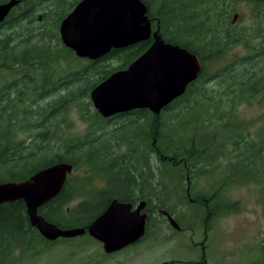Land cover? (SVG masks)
Returning a JSON list of instances; mask_svg holds the SVG:
<instances>
[{
	"label": "trees",
	"instance_id": "obj_1",
	"mask_svg": "<svg viewBox=\"0 0 264 264\" xmlns=\"http://www.w3.org/2000/svg\"><path fill=\"white\" fill-rule=\"evenodd\" d=\"M29 1L31 4L16 5L6 17L7 33L3 37L0 35V55L6 49L8 52L6 64L11 70L23 67L25 74L28 72L32 75L38 72L40 82L38 99L27 96L25 88L30 89L29 92L32 93V88L36 86L31 83L30 88L24 80V94L20 95L16 102L8 103L6 108V127L3 117L5 115L0 104V130L5 129V132L0 133V181L26 179L41 167L55 162H69L79 166L77 159L71 158L66 151V154L55 153L50 160L40 166L31 164L33 159L38 157L39 150L46 149L50 142L52 137L50 121L53 115L65 110L78 94L85 92L89 97L90 90L97 83L113 71L124 68L152 41L150 37L124 48L111 49L101 58L87 61L86 65L80 69L62 72L56 64L75 54L61 43L57 30L61 19L79 0H47V3L39 5ZM142 1L147 7V15L152 27L159 28L165 41L178 44L194 53L201 66L196 79L187 85L179 100L167 104L160 115H151V134L150 140L147 138L146 145L151 148L153 160L158 162L156 170L160 174V179L157 183H162L163 175L171 174L165 169L168 165L182 172L178 179L186 181L188 185L198 173L206 172L214 166L219 155L226 156L224 150L214 148L220 147L221 141L223 145L225 143V146L230 145L229 154L233 163L247 161L250 156L247 158L246 153L250 148L255 149V156L264 161V127L261 135L253 139H250L249 133L245 131L243 121L239 123L236 121V126L228 128V121L233 124L236 119L234 109L239 102L250 101L253 97L264 98V27L256 25L255 28H248L247 31L231 28L232 26L227 23V14L230 13L229 2L233 0L229 2L227 0H160L155 10L151 8L147 0ZM255 3L259 11L261 10L260 14H264V0H256ZM13 32H16V35ZM255 37H261V39L253 43ZM34 40L38 41L34 42ZM28 41L33 43L32 48L25 47ZM234 44H244L254 51H251L249 55L233 58L218 70L209 71L208 65L227 55ZM76 59L83 58L76 57ZM9 63L12 65H8ZM90 73L94 75L98 73L97 78L87 77ZM211 80H214L212 87ZM29 81L31 82V79ZM53 94L56 100H48ZM214 101L216 104L212 103ZM197 106L202 107L199 115L192 112V109ZM210 107L214 108L211 113L214 119L210 122L217 123L218 133L211 137V141H208L200 134V124L209 122ZM167 110H169L168 118L162 120V114ZM35 112H37L36 127L39 130L37 135L29 142L16 141V134L12 130V125L14 128L15 124L14 119L18 120V127L22 126L19 131H26L27 129L23 126L27 123L30 127L32 126L31 121L35 122ZM94 116L99 123H104V119L96 110ZM203 137L206 143L196 142ZM217 137L219 144H216ZM82 142L72 141L65 147L68 146L69 149L75 150L74 152L86 155L85 160L95 165L104 161L101 150L91 147L84 151ZM119 162L122 163L123 159ZM149 172L153 178L154 167L151 171L149 168ZM134 180L130 181L131 183L118 181V178L111 180L106 190L93 192L88 198L69 207L68 204L75 196L68 192L70 186L68 178L59 194L40 206L38 212L60 227H84L106 207L112 198L134 204L135 201L132 199L134 192L116 193L122 187L130 189V184L138 182ZM151 189L152 196L158 197L159 202L156 207H163L172 215L170 207L159 197L160 192H157V188L151 185ZM183 197L194 205L200 204L205 208L202 216V219H205L204 226L210 225L211 219L217 214L235 206V203L225 204L217 199L209 200L207 195L201 198L200 195L192 194L190 190L189 195L184 192ZM214 197L215 195L212 198ZM147 227L148 222H146V232ZM26 228H30V223L22 200L0 206V258L3 262L10 261L15 248L25 252L34 249L37 244L47 246L56 241H70V238L48 241L36 229ZM84 235L89 240L96 241L88 234Z\"/></svg>",
	"mask_w": 264,
	"mask_h": 264
},
{
	"label": "rangeland",
	"instance_id": "obj_2",
	"mask_svg": "<svg viewBox=\"0 0 264 264\" xmlns=\"http://www.w3.org/2000/svg\"><path fill=\"white\" fill-rule=\"evenodd\" d=\"M31 1L37 5L47 3V0ZM147 2L155 10L160 0H147ZM230 2L227 23L232 26L231 28L247 31L248 28H255L256 25L264 27V14H260L261 10L259 11L256 0ZM254 32L256 33L255 30ZM13 33L16 35V32ZM258 39L261 37L253 38L252 42H257ZM25 47L32 48L33 43L28 41ZM251 51L254 49L244 44H234L227 55L220 60L212 61L208 65V70L211 72L218 70L233 58L249 55ZM3 53L8 59V52L5 49L0 55V61L3 59L1 57H4ZM76 57L70 55L68 59L61 60L56 66H59L62 72H66L86 65L85 59L78 60ZM2 65L0 62V66ZM22 70L24 71V68ZM11 71L7 70L8 78L14 74ZM97 75L90 73L87 77L94 79ZM212 81L214 80L210 81L211 87L214 84ZM209 89L212 90L210 87ZM212 103L216 104L215 101ZM201 110L202 107L197 106L192 109V112L199 115ZM94 111L90 98L85 92L78 94L65 110L53 115L50 121L52 127L50 142L46 149L39 150L38 157L31 162L33 166H40L50 160L55 153L66 154V152L71 158L77 159L79 166H74L69 175L68 192L75 196L68 204L69 207L88 198L87 194L106 190L110 186L108 181H111L105 179V173H107L105 160L97 165L85 160L86 155L74 152L75 150L69 149L68 146L65 147L72 141H83L81 145L84 151L91 147L98 148L102 154L108 151L112 156L108 157L107 161L119 157L115 160L118 161V165L111 169L113 173H110L111 179L118 178V181L123 180L124 183L128 176H132L138 182L144 179V172L140 173V170L134 168L135 164L138 167V161L143 152V138L140 137L139 132L140 129L143 130V122H131L128 126H123L122 130L111 132L118 129L114 127L113 121L99 123L94 116ZM168 111L163 112L162 120L168 118ZM213 111L214 108L210 107L209 122L200 124V134L208 141H211V137L218 133L217 123L210 122L214 119L211 114ZM234 111L236 119L233 124L228 121V128L236 126V121L237 123L243 121L250 139L261 135L264 127L263 97H253L250 101L239 102ZM14 123L12 130L16 134V141L29 142L39 131L38 127H33L34 121H31V127L29 123L23 126L27 129L26 131H19L22 126L18 127V120L14 119ZM16 128L18 130H15ZM2 132H5V129L0 130V133ZM147 138L150 140V137ZM196 142L206 143L207 141L203 137L197 139ZM221 143L220 147L214 148L224 150L226 156L219 155L214 166L206 172L198 173L188 185L186 181L178 179L182 172L168 165L165 169L171 174L163 175L162 183L158 184L157 181L160 179V174L156 170L158 162L153 160L151 153L150 171L154 167V177H151L150 172L149 175L147 173L145 191L136 189L134 184H130V189L122 187L121 190L116 191L119 194L142 193L144 196L143 199L146 202L144 211L147 214L148 227L145 236L138 242L115 253L106 254L101 243L80 235L70 238V241H56L47 246L37 244L31 251L23 252L20 248H15L7 264H201L199 260H202L204 264H264V161L255 156V149L250 148L246 153L247 158L250 156L247 161L233 163L229 154L230 145L225 146V143L224 145ZM216 144H219L218 137ZM120 159L127 162L120 163ZM151 185L157 188V192H160L159 197L172 210V216L176 219L180 229L170 226L162 214L163 207H156L159 201L158 197L152 196ZM186 187L192 194H204L209 200L217 199L225 204L235 203V206L217 214L211 219L210 225L204 226L205 219H202V216L205 208L184 199ZM214 195L215 197L212 198ZM138 202L135 201L134 204Z\"/></svg>",
	"mask_w": 264,
	"mask_h": 264
},
{
	"label": "water",
	"instance_id": "obj_3",
	"mask_svg": "<svg viewBox=\"0 0 264 264\" xmlns=\"http://www.w3.org/2000/svg\"><path fill=\"white\" fill-rule=\"evenodd\" d=\"M19 0L0 3V22ZM58 35L75 56L98 59L111 49L124 48L152 38L145 51L126 68L110 73L89 92L94 109L103 117L147 107L153 114L185 91L201 66L185 47L165 41L159 28H152L142 0H79L61 19ZM73 164L55 162L41 167L28 178L0 181V206L22 200L30 225L48 241L88 234L106 254L138 242L146 232V202L136 204L112 198L84 227H60L38 212L40 206L62 190ZM174 229L179 224L161 210Z\"/></svg>",
	"mask_w": 264,
	"mask_h": 264
},
{
	"label": "flooded vegetation",
	"instance_id": "obj_4",
	"mask_svg": "<svg viewBox=\"0 0 264 264\" xmlns=\"http://www.w3.org/2000/svg\"><path fill=\"white\" fill-rule=\"evenodd\" d=\"M5 1L0 0V3L1 2H5ZM23 3H27L28 4L29 0H19L18 4H23ZM13 9H14V7L10 10V12ZM6 17H5V19L2 22H0V35H2V37L5 36L6 33H7V28H6V23H5ZM38 18H40L39 15H38ZM143 52L138 54L132 61H134ZM3 56L4 57H1L3 59L0 61L3 64L2 66H0V104H1L2 112L4 113L3 115H5L3 117L5 118V124L4 125L6 127L7 126V120H6L7 113H5L6 108L8 106V103L13 102V101L16 102L17 98L20 95L22 96L24 94V86H25L23 84L24 80L27 81L26 85L29 86L30 88L32 87L31 83H34V86H36L34 89L32 88V93L29 92L30 89L28 90L27 87L25 88V90H26L25 92H26L27 96L29 95V96H31V97H33L35 99H38V86H39L40 82H39V75H38L37 71L35 73H32V75H31V73H28V72L25 74L24 71L22 70L23 69L22 67H18L16 70H12L11 72L14 73V74L11 76V78H8L7 70H11V69H9V67H7L6 55H4V53H3ZM83 59H85L86 61H94V60H90L88 58H83ZM95 60H97V59H95ZM132 61H130L124 68H126ZM124 68H121V69H124ZM10 79H12V80H10ZM29 79H31V82L29 81ZM179 97L173 99L171 102H173L174 100L175 101L179 100L180 99ZM50 99L52 101H55L56 100L55 94L51 95ZM162 110L160 111V113L162 112ZM160 113L159 114H153L149 108L144 107V108H135V109L127 110V111H124V112H119V113H116V114L108 116V117H103V116L100 115L104 119V121H106V122L113 121L114 127L118 128V129H114L111 132H114V131L116 132V131L122 130L123 126H128V124L131 123V122H137V121L143 122L142 123L143 130L139 131L141 133L140 137L143 138V145H144L143 146V152H142V156H141L140 160L138 161V164H139L138 167H137L136 164L134 166V168H136L137 170L141 171L140 173L144 172V179L140 180L139 182H135L136 184H134L135 188L139 189L140 191L142 189H144V191H145L146 186H147L145 179H146L147 173L149 175L151 148H150L149 145H146V142H147L146 139H147V137H150V134H151V115L153 114L155 116H158V115H160ZM36 115H37V112L34 113V117H35L34 118L35 119V124L33 125L34 127H36V123H37ZM113 137L119 138V137H116V136H113ZM103 155H104L105 165L107 166V173H105V175H106L105 179H106V181L108 179L113 181V179H111V174L110 173H112L111 169H113L116 165H118V161H115V160L118 159L119 157H115V158H113V160L107 161V158L108 157L111 158L112 154H110L108 151H105L103 153ZM123 162H127V161H124V159H123ZM73 168H74V165H73ZM73 168H72V170H73ZM72 170H71V172H72ZM71 172L68 173L66 180L69 178V175H70ZM125 180H127L126 182H130V181L133 180V177L132 176H128ZM108 183H109V181H108ZM99 192H101V191H99ZM185 192H186V195H189V189L187 187H186ZM91 194L92 193L87 194V196H91ZM197 195H200L201 198L204 197V194H197ZM143 197L144 196L142 195V193H137V194L135 193L134 197L132 199L134 201H142V200H144ZM165 218H166V216H165ZM27 220L29 222L28 217H27ZM26 229H28V230L29 229L30 230L34 229L35 230L36 228L30 225V228H26ZM36 231H37V229H36ZM11 245L13 246L14 244H11ZM7 263L3 262V260L0 258V264H7ZM199 263L204 264L202 262V260H199Z\"/></svg>",
	"mask_w": 264,
	"mask_h": 264
}]
</instances>
